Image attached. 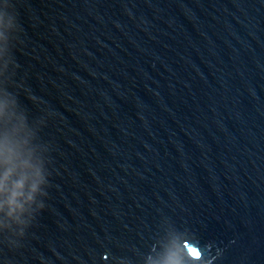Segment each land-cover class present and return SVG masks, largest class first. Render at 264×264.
<instances>
[{
  "label": "water",
  "instance_id": "water-1",
  "mask_svg": "<svg viewBox=\"0 0 264 264\" xmlns=\"http://www.w3.org/2000/svg\"><path fill=\"white\" fill-rule=\"evenodd\" d=\"M0 264H264V0H0Z\"/></svg>",
  "mask_w": 264,
  "mask_h": 264
},
{
  "label": "clouds",
  "instance_id": "clouds-1",
  "mask_svg": "<svg viewBox=\"0 0 264 264\" xmlns=\"http://www.w3.org/2000/svg\"><path fill=\"white\" fill-rule=\"evenodd\" d=\"M21 187H22V181L19 182L18 185H17L18 189L21 188ZM21 194H22L21 192L17 191L14 195H21Z\"/></svg>",
  "mask_w": 264,
  "mask_h": 264
},
{
  "label": "snow or ice",
  "instance_id": "snow-or-ice-1",
  "mask_svg": "<svg viewBox=\"0 0 264 264\" xmlns=\"http://www.w3.org/2000/svg\"><path fill=\"white\" fill-rule=\"evenodd\" d=\"M193 255L195 256V255H197V253L194 251V252H193Z\"/></svg>",
  "mask_w": 264,
  "mask_h": 264
}]
</instances>
